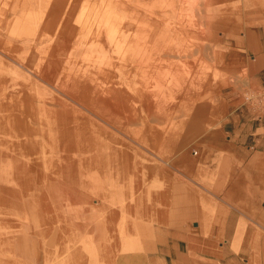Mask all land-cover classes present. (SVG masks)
<instances>
[{
  "label": "rangeland",
  "instance_id": "rangeland-1",
  "mask_svg": "<svg viewBox=\"0 0 264 264\" xmlns=\"http://www.w3.org/2000/svg\"><path fill=\"white\" fill-rule=\"evenodd\" d=\"M92 1L95 0H90V2ZM122 1L126 2V5H128L127 8H118L116 11L114 4L108 3L109 10L105 8L106 11L103 8L107 3H103L100 6L101 3L98 1L97 4L99 3V5L96 6V10L92 11V15H94V11H96V15L90 17L93 23L96 22L94 18H96L95 20L100 17H102L103 20L106 17L114 18L117 13L115 19L118 15V19L121 17L119 19L121 22L116 19L120 24L118 21L117 24H115L120 28H116L115 26L112 29V24H109V26L106 25L107 27H105V25L103 26L104 29H108L111 26L110 29H108L111 31L115 28L114 32L112 31L114 35L106 29L111 36L115 37L114 39L106 31H103L107 34L101 36L103 44L105 42L104 38L107 37V43L105 42V49H103L104 47L101 46L102 43L99 45V42L97 43V40H94L95 37L89 38L90 36L86 34L85 29H78L79 23L77 24L78 20H75L76 15H79V19L87 17V14L85 16L84 13H81L83 12L82 9L76 11V15L72 18L69 26L66 24V21L62 20L63 17H60L54 25L48 29L46 25L51 18L53 0H32V3L29 0H0V14H2V16H0V96L3 94L2 97H6L4 100L0 97V100H3L2 103L0 101V116L2 115L0 117V125L2 127L0 128V135L3 133L0 136V203H2L0 205V264H77L78 262L81 264H113L116 256L134 255L136 252L142 250V238L140 239L139 237L138 229L137 232L134 231L135 221L138 220L139 217H145L146 211L148 212L150 207L154 209L156 206L162 204L161 195L159 193L166 187L163 178L164 175H166L167 178L165 179L167 180L171 178V175L184 179L185 177L183 175L174 171L172 165L174 160L184 153L190 155L195 154L194 151L197 148L196 144H198L202 132L222 122L228 116L229 110L225 105H227V96L232 89L229 82L235 80V77L240 76L235 69V55L233 52L235 48L240 45L242 40L241 35H243L247 25L260 23V21L264 19L262 17V15H264V0H212L208 6L205 5L206 0H175L176 7L171 9L173 14L171 16H166L167 12L168 14L171 13L166 10L167 7L165 6V3L171 0ZM140 2H154L155 5L149 7L150 9L141 8L137 6ZM156 2L159 4H156ZM46 3H48L47 6ZM110 5L114 8L113 13L115 14H112L113 16L108 14V12L112 13ZM157 5L160 7H157ZM98 6H100V8L97 9ZM164 6L166 9L163 8ZM104 10L110 16L105 15L104 18L103 15H101V12ZM105 11L102 14L106 13ZM163 11L165 14L161 13ZM199 11L202 12L199 13ZM146 12L149 14H146ZM42 13L45 15H42ZM249 14H254V16L250 17L248 16ZM176 16H180L184 20L189 21L192 20V18H197L196 20L200 24V27L204 26L202 28L203 30L200 31V38H195L198 43L195 41V43L192 42L194 40L191 39L193 36L189 37L193 34L192 32L187 31V34H183V38L180 34L177 35V23L173 21ZM147 17H149V19ZM199 17L201 18L200 21ZM126 22L132 24H130V28L128 29L123 27V23ZM155 22L160 23L159 27H157ZM208 22L213 24V26H209L211 32L208 27L206 28ZM139 24L142 26L140 27ZM136 26L142 29L145 28L149 30V32H156L155 30H159L158 34H166L172 39L171 41L167 40L164 44L166 45L168 42L167 47L171 50L167 53V57H163L166 58L165 61H169L168 64L170 62L172 63H170V65L175 63L173 66H175L176 69L178 67L179 70H177L179 73L177 72V75L173 72L175 77L174 75L172 77V70H177L170 65L168 66L171 68L167 67V62L161 65L166 66L168 69L158 65V63L160 64L165 61L164 59L161 61L159 58H156V60L160 62L156 61L158 63H156L155 67L160 66L161 71H165L158 74L160 76H156V78L162 77L161 79L158 78L160 80H156L155 78L148 80V87L151 90L153 89V93L152 91L148 92L150 89H148L147 84L143 86L140 85L142 82L141 79L144 78V72L141 71L140 67H135V64L132 62H125L127 57L130 56L129 51L131 48L135 49L134 47H137L138 44L141 43L137 35L139 33V28H136ZM73 27H75V30L72 29ZM169 27H171V29ZM175 28L177 30H175ZM116 30L120 33L115 32ZM10 34L12 35L10 36ZM132 36H135L139 43H135L136 41L133 42V44L130 43L131 40L130 42L128 40ZM201 36L203 37L201 38ZM86 37L88 40L85 39ZM108 39L113 40L108 41ZM10 42L12 43L9 44ZM122 42L123 45L126 42V50L130 46L127 52L124 51L125 46L124 52L121 51L123 48V45H121ZM192 43L193 45H191ZM4 44L6 48H9L7 51ZM118 44L120 45L118 46ZM153 45L154 43H152L151 46ZM110 47L112 49H110ZM115 47L118 48L117 51ZM192 47L197 51L193 50ZM106 48L109 49L107 50ZM191 50H193L192 52L194 53H192ZM3 51H6V53ZM120 51L121 53H119ZM101 52H103V54L104 52H108L106 55H111L112 57L106 55L105 57ZM122 52L126 53L128 56L124 57L125 54ZM195 52L196 56H193ZM91 54H93V56ZM97 54L99 55L97 56ZM190 54H193L192 59L195 57L194 63L192 60H188L191 58ZM198 54L201 58H199ZM80 55L82 56L80 57ZM122 55H124V59ZM84 56L89 57V59H86V57L84 58ZM99 56L100 59L98 60ZM185 56L186 58H184ZM101 57L109 58L105 60ZM81 58H84L85 61ZM93 59L97 61L94 62ZM174 59L177 61V64ZM87 60L89 61L87 62ZM102 60H105L104 62L107 65H104V62L100 63ZM179 60H181V62ZM98 61H100V66L97 65ZM184 63L186 66H184ZM179 64L182 66H179ZM102 67L103 69L100 70ZM181 67L182 69H184L183 67L186 69L181 72ZM64 70L67 73H64ZM70 70L74 71L71 72ZM77 70L78 73L76 72ZM98 71L100 74L101 72H106L108 76L102 75L103 73L100 75ZM180 72L184 78L181 77ZM63 73L65 74L64 76H62ZM69 73L70 75H68ZM81 73L82 75H79ZM195 73L197 75H195ZM91 74H94V77ZM5 75L9 77L7 78ZM66 75L69 76V78L64 82V77H67ZM73 76L77 79L79 78L81 81L83 76V79L92 77V81L89 79L88 82L90 81L93 85L95 83V87L92 85V88H94V91L97 90L95 91L97 95L93 93V96H91V94L88 98L84 97L80 100L78 96L79 92L71 88V79L75 78ZM96 77L99 79H96ZM14 78L16 81H14ZM172 78L174 81H172ZM175 78H178L177 81ZM85 80L84 82H86ZM192 80H197V82H192ZM107 82L109 83V87ZM176 82H180V85L178 84L179 87L176 85L178 89L181 88L182 82L183 89L181 88L180 90L183 91L178 93L179 90L176 89L175 86ZM58 83L60 85L61 83L63 85L65 83L66 89L65 85L64 87L63 85L60 86L63 87L60 88ZM90 83H88V85H91ZM12 84L13 86L19 85L20 87L18 86L15 90ZM99 84L100 87H98ZM131 85L133 87L138 85L142 87L138 89V86L137 89L140 91H137L136 88H133ZM27 87L29 89H27ZM56 87H59V90ZM96 87H98L99 90L96 89ZM143 87H145V89ZM185 87L187 89L186 93H184ZM10 88L12 91L15 90L14 92L17 93V95L13 93ZM109 88H111L112 91H110ZM115 88L116 90H114ZM70 90L72 91L71 95ZM113 90L116 92L111 93ZM155 90L156 92L159 91V94L155 92L156 95L154 93ZM175 90H177V92H175ZM16 91H19V93ZM62 91H65V93ZM121 91L127 93L129 100L126 106L119 107L121 108L119 109L116 107L114 101L120 98L121 95L119 93H121ZM99 92L101 93L100 95H98ZM144 92L147 95L146 97ZM113 94H116L114 95V97L116 96L115 98ZM133 94H135V96H133ZM140 94H142V96ZM97 96H99V98ZM158 97L162 98V100L163 98L165 99V104L162 105L163 107H159V101L157 102L155 100ZM135 98H137L136 101ZM160 98L157 100H160ZM17 99H20V102L17 101ZM140 99L142 102L144 101L143 104H141L142 102ZM31 100H33L32 103H30ZM55 100L61 104L59 105ZM61 100L64 101L63 103L66 102L67 105L66 103L64 104L65 106L62 105L63 103ZM103 100L108 101V103L105 104ZM87 101L90 105L86 104ZM154 101H156V105H153L155 104ZM149 102L153 105L152 110H149V112H153L150 113L148 110H145L147 109L145 105ZM207 102L209 104H206ZM8 103L14 105V108L10 105L9 107ZM27 103H30V108L33 107L31 111H28L29 107H24L28 106ZM109 103L110 106L113 103L111 106L113 110L110 109L109 111L106 107ZM58 105L61 106V112L64 107V110H67V114L70 110L72 111L71 113L69 112L71 115L76 111L73 114L75 116L63 114L66 113L64 110L61 114L62 117L67 120L65 123L70 124V127H72L70 129L77 130L76 132H71L74 133L73 135L67 134V132L64 133L61 129L56 127L57 122L55 117L56 115L57 118L60 116V114L58 115V113H60ZM68 105L73 107L70 108ZM48 106L52 108H47ZM143 106L145 109H142L144 108ZM206 106L209 107L206 109ZM38 107L40 110H38ZM154 108L155 110H153ZM157 108H160V111H158ZM167 108L168 110L165 111ZM212 110H214V112ZM80 111L82 112L81 116L83 118L79 115ZM115 111H117V115ZM200 111L203 113H200ZM124 112L128 115L125 116ZM49 113L52 114L50 115ZM118 113H122L120 117ZM196 113L198 114L196 115ZM84 116L87 119L79 123L81 119H84ZM221 116L222 118H220ZM16 118L17 120L15 121ZM43 118L47 122L44 123ZM11 119L12 121H10ZM74 121L77 122L74 124ZM18 125L19 127L21 126L20 130L16 127ZM122 125L124 127H122ZM48 126L53 128L51 129L50 127L49 129ZM41 128L43 129L42 132H46L45 134L48 135L45 136V134H40L42 133ZM45 128L47 131L52 130L50 131L52 133L47 132ZM26 130L29 131L27 134ZM129 130H132V132ZM33 132L36 133L34 134ZM24 134L28 135L25 139L29 143H27L24 138L22 139V137H26ZM134 134H137V138ZM34 138L38 140H34ZM31 139L33 145L30 143ZM19 141L21 142L20 145ZM35 141H38L36 144H38L39 147H36ZM24 144L26 146H28V144L31 145L26 147L23 146ZM34 144L36 146H34ZM8 147H10V149ZM30 147L33 148V150ZM47 149L51 150V154H48ZM42 150H45L47 156H51L53 160H47L46 162L40 158V152H42ZM122 153L125 155L124 161L120 160L122 158ZM108 156L110 158L113 157L110 165L108 163L106 164ZM56 158L60 161L58 162ZM91 158L95 160L99 159L101 162L97 164L99 166L91 165ZM52 162L54 165H51ZM116 163H118L117 165L123 164L118 171ZM53 170L54 172H52ZM161 175H163V177ZM28 201H30V203H28ZM163 201L169 202L170 198L166 197V200ZM125 264H132V262L127 261Z\"/></svg>",
  "mask_w": 264,
  "mask_h": 264
},
{
  "label": "crops",
  "instance_id": "crops-1",
  "mask_svg": "<svg viewBox=\"0 0 264 264\" xmlns=\"http://www.w3.org/2000/svg\"><path fill=\"white\" fill-rule=\"evenodd\" d=\"M241 36L228 116L174 160L184 179L161 175L162 204L135 221L143 249L113 264H264V19Z\"/></svg>",
  "mask_w": 264,
  "mask_h": 264
},
{
  "label": "bare ground",
  "instance_id": "bare-ground-1",
  "mask_svg": "<svg viewBox=\"0 0 264 264\" xmlns=\"http://www.w3.org/2000/svg\"><path fill=\"white\" fill-rule=\"evenodd\" d=\"M10 1V0H9ZM27 1V0H26ZM29 1H31V3H32V0H29ZM41 1V0H40ZM47 1V0H46ZM99 1V3H101L100 4V6L104 3V4H106L105 5V7L103 8V9H105V8H107V10H109L108 9V3H112V4H114V7H115V10L116 9H123V8H127V6L128 5H126V2H123L122 0H95V1H92V2H90V0H53V8H52V10H51V12H52V14H51V18H50V20H49V22L47 23V25H46V28H48V29H50L53 25H54V23L57 21V19H59L60 17H63V19L62 20H64V21H66V24L69 26L71 23V21H72V18H74L75 17V15H76V11L78 10V9H82V11L83 12H81L82 14L84 13V15L86 16V14H87V17L86 18H82V19H79V15L77 16L76 15V18H75V20L77 19L78 20V22H77V24L79 25L78 26V29L79 30H81V29H85V32H86V34H88V36H90L89 38H92V37H95L94 38V40H97V43L99 42V45L102 43V45L101 46H103L104 47V44H105V42L107 43V41H106V39H107V37L106 38H104V40H105V42H104V44H103V41H102V37L101 36H105V35H107L105 32H103V31H106V29L107 28H105L104 29V25H105V27H107L106 25H108L109 26V24H112V29H113V27H115L116 26V28H120V27H118V25H115V24H117V21L121 18H117L116 17V19H118V20H116L115 19V16L118 14H116L115 16H114V18L112 17L115 13H113V10H114V8H112V6L110 5V9H112V13H110V12H108V14H113L111 17L113 18H105V15H108L107 14V10L105 11L106 13H104V14H102L104 11H102L101 12V15H103V17L105 18L104 20L102 19V17H100V18H98L97 20H95L96 18H94V21H96V22H94L93 23V20H91V16H94V15H96L95 13H96V11H94L95 13H94V15H92L93 14V10H96V6L97 5H99V3L97 4V2ZM158 1V0H157ZM210 1H212V0H206V4L205 5H209L211 2ZM21 2H23V1H21ZM36 2V1H35ZM43 2H45V1H43ZM136 2V1H135ZM137 2H139V1H137ZM162 2V1H161ZM160 2V3H161ZM48 3H49V1H48ZM48 3H46V6H47V4ZM51 3V2H50ZM2 4V3H1ZM45 4V3H44ZM156 4H159V3H157L156 2ZM164 4V3H163ZM166 5V7H167V9L165 8V6L163 7V8H165L166 10H168V11H170V13L171 14H168V12H167V14H166V16H171V15H173L172 14V8H174V7H176V1L175 0H171V1H169V2H166L165 3ZM131 5V4H130ZM153 5H155L154 4V2H149V3H145V2H140V3H138L137 4V6H139V7H141V8H147V9H150L149 7H151V6H153ZM65 6V7H64ZM100 6H98L97 7V9L98 8H100ZM159 5H157V7H158ZM1 7V6H0ZM5 7V6H4ZM49 7V6H48ZM156 7V8H157ZM160 7V6H159ZM205 7V6H204ZM7 8V7H6ZM131 8V7H130ZM153 8V7H152ZM162 8V7H161ZM162 8V9H163ZM200 8V7H199ZM83 9H85V10H83ZM159 9V8H158ZM42 10V9H41ZM80 10H79V12H80ZM125 10V9H124ZM117 11V10H116ZM120 11V10H119ZM42 12V11H41ZM98 12H100V11H98ZM115 12V11H114ZM122 12V11H121ZM129 12V11H128ZM202 12V11H201ZM200 11H199V13H201ZM44 13H46V12H44ZM161 13H163V14H165L164 13V11L163 12H161ZM160 13V14H161ZM197 13V12H196ZM99 14V13H98ZM120 14V13H119ZM125 14H127V13H125ZM146 14H149V13H147L146 12ZM42 15H45V14H43L42 13ZM81 15V14H80ZM83 15V16H84ZM100 15V16H101ZM131 15V14H130ZM134 15V14H133ZM0 16H2V14H0ZM108 16H110V15H108ZM97 17H99V16H97ZM126 17V16H125ZM124 17V18H125ZM145 17V16H144ZM197 17V16H196ZM127 18V17H126ZM148 19H149V17H147ZM92 19H93V17H92ZM147 19V20H148ZM197 19V18H196ZM196 19H193L192 18V20H184L182 17H180V16H176L175 17V19H173V21H176V23H177V29H178V31H177V35H179L180 34V36L183 38V34H187V31H189V32H192L193 34L191 35V36H189V37H192L191 39L193 40L192 42L193 43H195L197 40L195 39V38H200L199 37V35H200V31H202L203 29V27H200V24L197 22V20ZM200 17H199V21H200ZM62 20H60V21H62ZM114 20H116V21H114ZM125 20H127V19H125ZM157 20V19H156ZM74 21V20H73ZM120 22H121V20H119ZM118 21V23L120 24V22ZM130 21V20H129ZM132 21V20H131ZM133 21H134V19H133ZM135 21H136V19H135ZM160 21V20H159ZM97 22H99V23H97ZM114 22H116V23H114ZM161 22V21H160ZM165 22V21H164ZM114 23V24H113ZM156 23V25H157V27H159V24L160 23H158V22H155ZM169 23V22H168ZM174 23V22H173ZM63 24V23H62ZM130 24L131 23H128V22H126V23H123V27L125 28V29H128V28H130ZM138 24V23H137ZM141 24V23H140ZM140 24H139V26H140ZM145 24V23H144ZM152 24V23H151ZM170 24V23H169ZM208 25L206 26V28L208 27V29L210 30V32H211V29L209 28V26H213V24L211 23V22H208L207 23ZM132 25V24H131ZM59 26H60V24H59ZM139 26H136V28L138 27L139 28ZM142 26V25H141ZM140 26V27H141ZM165 26V25H164ZM62 27H63V25H62ZM111 27V26H110ZM110 27L108 28V29H110ZM153 27V26H152ZM170 29H171V27H169ZM173 28V27H172ZM73 30H75V27H73L72 28ZM107 29V31H110V33L113 31L114 32V30H115V28H114V30H108ZM176 28H175V30H177ZM3 30V29H2ZM1 30V31H2ZM58 31H59V29H58ZM57 31V32H58ZM106 31V32H107ZM156 32H149V30H147V29H145V28H139V33L137 34L138 35V40L141 42L140 44H138V46L137 47H134L135 49H132L131 48V50L129 51V54H130V56H128V55H126V53H123L124 51H128V49H130V46L127 48V50H126V42H125V44L123 45V42H122V44L121 45H123V48H122V50L121 51H123L124 50V46H125V50L122 52L123 54H125V56L124 55H122V58H123V56L124 57H126V56H128L127 57V59L125 60V62H132V63H134L135 64V67H140V69H141V71H143L144 72V78L143 79H141V84L140 85H145V84H147V82H149L148 80H150V79H152V78H155L156 80L158 79V78H160V77H158V78H156V76L158 75V74H160V73H162V71H165V70H162L161 71V68H160V66H158V65H161V64H166V62L167 61H165V57H167L166 55H167V53L168 52H170V48L169 47H167L168 46V42H167V44L166 45H164L165 43H166V41L168 40V41H171L172 39H170L169 38V36H167L166 34H158L159 33V30H155ZM166 31V30H165ZM72 32V31H71ZM111 33L112 35H114V33ZM115 32H117V30L115 31ZM119 32V31H118ZM117 32V33H118ZM124 32V31H123ZM122 32V33H123ZM105 33V34H104ZM108 34H109V32H107ZM120 33V32H119ZM54 34V33H53ZM53 34H51V35H53ZM57 34V33H56ZM12 34H10V36H11ZM110 35V34H109ZM108 35V36H109ZM117 35V34H116ZM115 35V36H116ZM133 35V34H132ZM57 36V35H56ZM55 36V37H56ZM111 36V35H110ZM122 36V35H121ZM123 36H125V35H123ZM129 36V35H128ZM111 37H113V39L115 38L114 36H111ZM110 37V38H111ZM117 37V36H116ZM126 37V36H125ZM172 37V36H171ZM203 36H201V38H202ZM6 38H7V36H6ZM109 38V37H108ZM132 38V39H131ZM9 39V38H8ZM55 39V38H54ZM82 39V38H81ZM80 39V40H81ZM86 40H88L87 39V37L85 38ZM85 39H83V40H85ZM113 39H108V41H112ZM125 39V38H124ZM129 39V38H128ZM6 40V39H5ZM10 40V39H9ZM12 40V39H11ZM31 40V39H30ZM52 40V39H51ZM117 40V39H116ZM119 40V39H118ZM121 40V39H120ZM130 40H131V42H130ZM138 40H136V38H135V36H132V37H130V39L128 40L130 43H132L133 44V42H135V43H139V42H137ZM7 41V40H6ZM5 41V42H6ZM54 41V40H53ZM102 41V42H101ZM125 41H126V39H125ZM195 41V42H194ZM7 42H9V41H7ZM117 42V41H116ZM129 42H127V43H129ZM12 42H10L9 44H11ZM87 43V42H86ZM96 43V42H95ZM110 43V42H109ZM112 43V42H111ZM152 43H154V45L153 46H151L152 45ZM193 43L191 44V45H193ZM196 43H198V42H196ZM5 44H7V43H5ZM4 44V47L6 48V45ZM19 44V43H18ZM89 44V43H88ZM120 44H118V46L120 45ZM131 44V45H132ZM23 45V44H22ZM28 45H30V44H28ZM91 45V44H90ZM89 45V46H90ZM110 45V44H109ZM130 45V44H129ZM136 45V44H135ZM134 45V46H135ZM199 45H201V44H199ZM33 46V45H32ZM94 46V45H93ZM92 46V47H93ZM128 46V45H127ZM198 46V45H197ZM197 46H195V47H197ZM3 47V48H4ZM7 47H8V45H7ZM10 47V46H9ZM76 47V46H75ZM107 47H109V46H107ZM114 47V46H113ZM201 47V46H200ZM199 47V48H200ZM5 48H4V50H5ZM31 48H33V47H31ZM31 48H30V50H31ZM100 48V47H99ZM102 48V47H101ZM120 48V47H119ZM203 48V47H202ZM7 49H9V48H6V51H7ZM86 49V48H85ZM87 49H88V47H87ZM103 49H105V47L103 48ZM107 49V48H106ZM109 49V48H108ZM107 49V50H108ZM110 49H112L111 47H110ZM115 49H116V51H117V49L118 48H116L115 47ZM192 49H193V47H192ZM3 50V49H2ZM193 50H195V51H197L196 49H193ZM193 50H191V52L193 51ZM199 50V49H198ZM6 51H3V52H5L6 53ZM9 51V50H8ZM73 51V50H72ZM72 51H70V52H72ZM102 51V50H101ZM105 51V50H104ZM111 51H114V50H111ZM121 51L119 52V53H121ZM32 52V51H31ZM60 52V51H59ZM63 52V51H62ZM85 52V51H84ZM109 52V51H108ZM107 52V53H108ZM190 52V53H191ZM91 53H92V51H91ZM102 54H103V52H101ZM106 52H104V56L107 54ZM192 53H194V52H192ZM198 53V52H197ZM200 53V52H199ZM8 54V53H7ZM14 54V53H13ZM62 54V53H61ZM82 54V53H81ZM85 54V53H84ZM83 54V55H84ZM102 54H100V55H102ZM109 54H111V53H109ZM6 55V54H5ZM17 55V54H16ZM48 55V54H47ZM46 55V56H47ZM73 55V54H72ZM72 55H69V56H72ZM87 55V54H86ZM88 55H89V53H88ZM92 56H93V54H91ZM99 54H97V56H98ZM169 55V54H168ZM193 55V54H192ZM192 55L190 54V57L191 58H189L188 60H192V62L194 61V59H195V57H193V59H192ZM8 56V55H7ZM27 56V55H26ZM82 55H80V57H81ZM106 56H110V57H112L111 55H106ZM105 56V57H106ZM160 56H162V57H160ZM163 56H165V57H163ZM193 56H196V52H195V55H193ZM198 56H199V58H201L200 57V55L198 54ZM10 57H11V55H10ZM14 57V56H13ZM79 57V56H78ZM79 57V58H80ZM86 56H84V58H85ZM171 57V56H170ZM189 57V56H188ZM2 58V57H1ZM82 59V60H84L85 61V59ZM89 59V57H86V59ZM95 58V57H94ZM102 58V57H101ZM104 58V57H103ZM102 58V59H103ZM107 58H109V57H107ZM107 58H104L105 60L107 59ZM156 58H159L161 61H162V59H164V61L165 62H162V63H158V62H160V61H158V60H156ZM184 58H186V56L184 57ZM183 58V59H184ZM198 58V57H197ZM198 58V60L200 61V59ZM45 59V58H44ZM43 59V60H44ZM75 59V58H74ZM97 59V58H96ZM100 59V56L98 57V60ZM124 59V58H123ZM177 59V58H176ZM77 60V59H76ZM91 60H92V58H91ZM90 60V61H91ZM105 60H102L101 62L100 61H98V64L97 65H101V64H99V62L100 63H103ZM111 60V59H110ZM110 60H108V61H110ZM170 60V59H169ZM1 61H3V60H1ZM21 61V60H20ZM19 61V62H20ZM68 61H69V59H68ZM67 61V62H68ZM78 61V60H77ZM76 61V62H77ZM89 60H87V62H88ZM93 61H94V59H93ZM93 61H91V62H93ZM97 61V60H96ZM96 61H94V62H96ZM124 61V60H123ZM156 61H158V62H156ZM170 61H172V60H170ZM174 61L176 62V64H177V61L174 59ZM173 61V62H174ZM180 62H181V60H179ZM179 61H178V63H179ZM186 61V60H185ZM184 61V62H185ZM197 61V60H196ZM5 62V61H4ZM86 62V63H87ZM93 62V63H94ZM107 62V61H106ZM111 62H112V60H111ZM110 62V63H111ZM169 62V61H168ZM168 62H167V67H169V68H171L170 66H173V65H170V63L168 64ZM65 63V62H64ZM81 63H83V62H81ZM105 63V62H104ZM156 63H158V67H155V65H156ZM188 63V62H187ZM194 63V62H193ZM199 63V62H198ZM197 63V64H198ZM69 64V63H68ZM79 64V63H78ZM112 64V63H111ZM172 64V63H171ZM185 64V63H184ZM183 64V65H184ZM196 64V63H195ZM82 65V64H81ZM96 65V66H97ZM104 65H107L106 63L104 64ZM108 65L110 66V64L108 63ZM168 65H170V66H168ZM181 64H179V66H180ZM188 66H189V63L187 64ZM66 66V65H65ZM99 66H97V67H99ZM103 66V65H102ZM161 66H163V65H161ZM182 66V65H181ZM184 66H186V64L184 65ZM192 66V65H191ZM3 67V66H2ZM111 67V66H110ZM163 67H166V66H163ZM166 67V68H167ZM79 68V67H78ZM105 68H107V67H105ZM104 68V69H105ZM165 68V69H166ZM172 68H175V66H173ZM184 69H182V67L180 68L181 70V72H182V70H185L186 68L185 67H183ZM74 69H75V67H74ZM98 69V68H97ZM103 69V67L100 69V70H102ZM109 69V68H108ZM168 69V68H167ZM176 69V68H175ZM177 69H178V67H177ZM176 69V70H177ZM188 69V68H187ZM79 70V69H78ZM78 70L76 71L77 73H78ZM83 70V69H82ZM99 70V71H100ZM179 70V69H178ZM174 71V70H172V73L174 72L175 74H177V72L179 73V71ZM10 71V70H9ZM16 71H17V69H16ZM71 71V70H70ZM72 71H74V70H72ZM71 71V72H72ZM88 71V70H87ZM98 71V74H100V72ZM167 71V70H166ZM169 71V70H168ZM170 71H171V69H170ZM199 71V70H198ZM75 72V73H76ZM83 72V71H82ZM85 72V71H84ZM96 72H97V70H96ZM106 72H107V70H106ZM106 72H101V74L102 75H106ZM181 72H180V74H181ZM8 73H10V72H8ZM12 73V72H11ZM14 73V72H13ZM64 73H67V72H65V70H64ZM63 73V75L62 76H64L65 74ZM74 73V72H73ZM109 73V72H108ZM170 73V72H169ZM174 73L172 74V77H173V75H174ZM198 73H200V72H198ZM95 74V73H94ZM94 74L92 75L93 77H94ZM100 74V75H101ZM111 74H112V72H111ZM19 75V74H18ZM68 75H70V73L68 74ZM72 75V74H71ZM79 75H82V73L81 74H79ZM84 75V74H83ZM178 75V74H177ZM195 75H197L196 73H195ZM11 76V75H10ZM67 76V75H66ZM75 76H77V75H75ZM75 76H73V77H75ZM86 76V75H85ZM96 76V75H95ZM103 76V77H104ZM106 76H108V75H106ZM110 76V75H109ZM113 76V75H112ZM158 76H160V75H158ZM5 77H9V76H6L5 75ZM84 77V76H83ZM83 77H82V81L81 80H79V78L77 79L76 77L74 78V79H71V84H72V87L71 88H74V90H76L77 92H79V98H80V100L82 99V98H88V96H90L91 94V96H93V93H95V91H97V90H93L94 88H92V83H90V81L88 82V80L90 79L91 80V78L92 77H90L89 79H83ZM86 77H88V76H86ZM97 77H98V75H97ZM96 77V79H99V78H97ZM100 77V76H99ZM174 77H175V75H174ZM177 77V76H176ZM180 77V76H179ZM181 77H183L184 78V76L181 74ZM196 77V76H195ZM12 78V77H11ZM61 78V77H60ZM65 78V81L64 82H66V79L67 78H69V76H67V77H64ZM64 78H62V79H64ZM72 78V77H71ZM106 78V77H105ZM108 78V77H107ZM110 78H111V76H110ZM109 78V79H110ZM162 78V77H161ZM160 78V79H161ZM182 78V79H183ZM198 78H199V75H198ZM1 79H3V78H1ZM61 79V80H62ZM113 79V78H112ZM160 79H158V80H160ZM176 79V78H175ZM178 79V78H177ZM177 79H176V81H177ZM180 79V78H179ZM195 79H197V78H195ZM84 80L86 81V82H84ZM7 81H8V79H7ZM14 81H16V79L14 78ZM59 81V80H58ZM92 81V80H91ZM97 81V80H96ZM102 81V80H101ZM172 81H174L173 80V78H172ZM179 81V80H178ZM180 81H182V80H180ZM18 82V81H17ZM21 82V81H20ZM56 82V81H55ZM99 82V81H98ZM103 82V81H102ZM109 82V81H108ZM107 82V83H108ZM182 82H184V81H182ZM182 82H181V88H182ZM185 82H186V80H185ZM192 82H197V80L196 81H193L192 80ZM19 83V82H18ZM23 83V82H22ZM59 83H60V81H59ZM58 83V84H59ZM70 83V82H69ZM88 83H90L91 85H88ZM93 83H94V81H93ZM97 83V82H96ZM111 83V82H110ZM177 83V82H176ZM175 83V86L176 85H180V82L179 83H177L176 84ZM16 84V83H15ZM14 84V85H15ZM32 84V83H31ZM67 84H68V81H67ZM98 84V83H97ZM105 84V83H104ZM185 84V83H184ZM11 85V84H10ZM49 85V84H48ZM63 84L61 83V85L59 84V87L60 86H62ZM64 85H65V89H66V84L64 83ZM64 85H63V87H64ZM69 85V84H68ZM94 85H95V83H94ZM93 85V86H94ZM103 85V84H102ZM179 85H178V87H179ZM189 85H190V83H189ZM9 86V85H8ZM12 86H13V84H12ZM19 86V85H18ZM18 86H13V87H15V90L18 88ZM24 86V85H23ZM23 86H21V87H23ZM56 86V85H55ZM112 86V85H111ZM115 86V85H114ZM114 86H113V88H114ZM125 86V85H124ZM132 86V85H131ZM139 86V85H138ZM138 86H136V87H133V88H136V90L137 91H140V90H138L139 88H141L140 86L138 87ZM194 86V85H193ZM192 86V87H193ZM3 87V86H2ZM20 87V86H19ZM59 87H56L57 89L59 88ZM63 87H60V88H63ZM95 87V86H94ZM98 87H100V84H99V86ZM98 87H96V89H98L99 90V88ZM106 87V86H105ZM108 87H109V83H108ZM116 87V86H115ZM137 87H138V89H137ZM147 87H148V84H147ZM146 87V88H147ZM189 87V86H188ZM0 88H1V84H0ZM33 88V87H32ZM37 88V87H36ZM144 89H145V87H143ZM142 88V89H143ZM181 88H177V86H176V89H178L179 91H178V93L180 92V91H183V90H180ZM20 89V88H19ZM27 89H29L28 87H27ZM56 89V90H57ZM110 89V91H112L111 90V88H109ZM118 89V88H117ZM148 89H150L149 87H148ZM147 89V90H148ZM183 89V88H182ZM190 89H191V87H190ZM10 90H11V88H10ZM9 90V91H10ZM14 90V89H13ZM14 90V91H15ZM21 90V89H20ZM38 90V89H37ZM43 90V89H42ZM59 90V89H58ZM61 90V89H60ZM64 90V89H63ZM68 90V89H67ZM72 90V89H71ZM70 90V95H71V93H72V91ZM114 90H116V88L114 89ZM113 90V92H111V93H115L116 91H114ZM153 90V89H152ZM151 89L150 90H148V92L149 91H152ZM172 90V89H171ZM186 87H185V92L184 93H186ZM3 91V90H2ZM12 91V90H11ZM14 91H12L13 93H15ZM23 91V90H22ZM35 91V90H34ZM66 91V90H65ZM65 91H62V92H64L65 93ZM69 91V90H68ZM103 91V90H102ZM107 91V90H106ZM119 91V90H118ZM136 91V92H137ZM144 91V90H143ZM174 91V90H173ZM5 92H6V90H5ZM16 92H18L19 93V91H16ZM30 92V91H29ZM51 92V91H50ZM57 92V91H56ZM67 92V91H66ZM132 92V91H131ZM147 92V93H148ZM156 92V90L154 91V93ZM175 92H177V90H175ZM3 93V92H2ZM12 93V94H13ZM22 93V92H21ZM25 93V92H24ZM37 93V92H36ZM130 93V92H129ZM140 93V92H139ZM141 93L143 94V92L141 91ZM151 93V92H150ZM152 93H153V91H152ZM157 94H159V91H157L156 92ZM155 93V94H156ZM6 94V93H5ZM16 95H17V93H15ZM26 94V93H25ZM30 94V93H29ZM34 94V93H33ZM63 94V93H62ZM96 95H97V92L95 93ZM101 93L99 92V94L98 95H100ZM102 94H104V93H102ZM106 94V93H105ZM107 94H108V92H107ZM121 96H120V98H117L114 102H115V105H116V107L117 108H119V107H123V106H126V104L128 103V100H129V97L127 96V93H125V91L123 92V91H121V93H119ZM137 94H138V92H137ZM142 94H140L141 96H142ZM144 94H145V92H144ZM154 94V95H155ZM156 94V95H157ZM176 94V93H175ZM16 95H15V97H16ZM21 95V94H20ZM23 95V94H22ZM38 95V94H37ZM36 95V96H37ZM65 95V94H64ZM114 95H116V94H113V97H114ZM131 95V94H130ZM149 95V94H148ZM156 95H155V97H156ZM198 95V94H197ZM2 96H3V94H2ZM2 96H0L1 98H3ZM7 96V95H6ZM11 96V95H10ZM13 96V95H12ZM24 96H26V95H24ZM28 96H30V95H28ZM76 96V95H75ZM95 96V95H94ZM133 96H135V94H133ZM147 95L145 94V97H146ZM163 96H164V94H163ZM31 97V96H30ZM29 97V98H30ZM44 97V96H43ZM98 98H99V96H97ZM101 97V96H100ZM108 97V96H107ZM110 97V96H109ZM111 97H112V95H111ZM116 97V96H115ZM114 97V98H115ZM132 97V96H131ZM150 97L152 98V96H151V94H150ZM150 97H148V98H150ZM6 97L4 96V98H3V100L5 99ZM7 98H8V96H7ZM11 98V97H10ZM17 98V97H16ZM22 98H24V97H22ZM22 98H20V99H22ZM34 98V97H33ZM32 98V99H33ZM50 98V97H49ZM52 98H53V96H52ZM51 98V99H52ZM64 98V97H63ZM66 98V97H65ZM78 98V99H79ZM93 98V97H92ZM141 98V97H140ZM143 98V97H142ZM158 98H160V97H158ZM157 98V99H158ZM208 98V97H207ZM19 99V100H20ZM43 99H45V98H43ZM67 99V98H66ZM103 99V98H102ZM134 99V98H133ZM154 99V98H153ZM157 99H155L158 103H159V107H161L162 105H164L165 104V102H164V98H163V100H162V98H160V100H157ZM209 99V98H208ZM3 100H0L1 101V103H2V101ZM9 100H11V99H9ZM18 99H17V101H19ZM50 100V99H49ZM137 100V98H135V101ZM143 100H144V98H143ZM146 100V99H145ZM152 100V99H151ZM151 100H150V102H151ZM200 100V99H199ZM11 101H13V100H11ZM10 101V102H11ZM22 101V100H21ZM26 101H27V99H26ZM32 101L33 100H31V102L30 103H32ZM42 101V100H41ZM47 101V100H46ZM51 101V100H50ZM49 101V102H50ZM56 101V100H55ZM60 101V100H59ZM62 101V100H61ZM67 101V100H66ZM79 101V100H78ZM104 102H105V104L106 103H108V101H106V100H103ZM102 101V102H103ZM131 101H132V99H131ZM140 101H141V99H140ZM156 101H154V103L156 102ZM208 101V100H207ZM6 102V101H5ZM20 102V101H19ZM34 102H35V100H34ZM57 102V101H56ZM64 101H62V103H63ZM103 102V103H104ZM142 102V101H141ZM140 102V103H141ZM144 102V101H143ZM143 102L141 103V104H143ZM149 102V103H150ZM204 102V101H203ZM1 103H0V106H1ZM12 103V102H11ZM11 103L9 104L8 103V106L10 105V106H14V105H11ZM29 103V104H30ZM51 103V102H50ZM52 103H54V102H52ZM58 103V102H57ZM66 103V102H65ZM65 103H63L62 105H64ZM132 103V102H131ZM149 103H147V105H145V107L147 108V109H145V107L144 108H142V109H145L146 111L148 110V112H149V110H152V106L153 105H156V103L155 104H153L152 105V103H150L151 104V106H150V104ZM28 104V103H27ZM29 104H28V106H24V107H29L30 108V106H29ZM38 104V103H37ZM41 104V103H40ZM43 104V103H42ZM46 104V103H45ZM59 104V103H58ZM61 104V103H60ZM59 104V105H60ZM69 104V103H68ZM86 104H88V105H90V103L87 101L86 102ZM92 104V103H91ZM98 104V103H97ZM199 104V103H198ZM201 104V103H200ZM206 104H209L208 102L206 103ZM205 104V105H206ZM213 104V103H212ZM25 105H26V102H25ZM35 105V104H34ZM58 105V106H59ZM66 105H67V103H66ZM83 105V104H82ZM112 105H113V103H112ZM111 105V106H112ZM115 105H114V107H115ZM130 105V104H129ZM166 105H167V103H166ZM204 105V104H203ZM9 106V107H10ZM65 106V105H64ZM68 106H70V105H68ZM98 106V105H97ZM105 106V105H104ZM110 106V103L109 104H107V108L109 109V111H110V109H112V107ZM11 107V108H12ZM35 107V106H34ZM40 107V106H39ZM38 107V110H40V108ZM43 107V106H42ZM46 107V106H45ZM60 107L61 106H59V109H60ZM71 107H73V106H70V108ZM86 107V106H85ZM128 107V106H127ZM131 107V106H130ZM130 107H129V109H130ZM142 107V106H141ZM163 107V106H162ZM167 107V106H166ZM200 107V106H199ZM198 107V108H199ZM207 107H209V106H206L205 108L207 109ZM211 107V106H210ZM215 107V106H214ZM14 108V107H13ZM28 108V111L30 110L31 111V109H33V107H31L30 109ZM35 108H37V107H35ZM47 108H52V107H47ZM55 108H56V106H55ZM211 108H213V107H211ZM43 109V108H42ZM41 109V110H42ZM64 109H65V107H64ZM63 108H62V112H61V109H60V113H58V115L60 114V116H58V118H57V115H56V122H57V126L56 127H58L59 129H61L62 130V132H67V134H71V135H73L74 133H71V132H76L77 130H74V129H70V128H72V127H70V124H67V123H65L67 120H65L63 117H62V113H63V110H64ZM68 109H69V107H68ZM73 109V108H72ZM92 109V108H91ZM119 109H121V108H119ZM128 109V108H127ZM129 109H128V111H129ZM134 109V108H133ZM158 109V111H160L159 109L160 108H157ZM170 109V108H169ZM200 109V108H199ZM204 109V108H203ZM216 109V108H215ZM10 110V109H9ZM13 110V109H12ZM34 110H36V109H34ZM93 110V109H92ZM91 110V111H92ZM113 110V109H112ZM115 110V109H114ZM125 110V109H124ZM153 110H155V108L153 109ZM168 110V108L167 109H165V111H167ZM198 110V109H197ZM197 110H196V112H197ZM202 110V109H201ZM208 110H211V109H208ZM224 110V109H223ZM27 111V110H26ZM26 111H24V112H26ZM44 111V110H43ZM52 111V110H51ZM78 111V110H77ZM100 111V110H99ZM118 111V110H117ZM117 111H115V113H116V115H117ZM127 111V112H128ZM132 111V110H131ZM157 111V110H156ZM207 111V110H206ZM205 111V112H206ZM213 112H214V110H212ZM211 111V112H212ZM35 112V111H34ZM34 112H32V113H34ZM38 112V111H37ZM41 112V111H40ZM64 112H66V113H63V114H65V115H71V114H69V112L71 113L72 111L70 110L69 112H68V114H67V110L65 111L64 110ZM73 112H74V110H73ZM76 112V111H75ZM74 112V113H75ZM79 112V111H78ZM77 112V113H78ZM114 112V111H113ZM123 112V111H122ZM150 112H153V111H150ZM149 112V113H150ZM202 111H200V113H201ZM207 112H209V111H207ZM46 113V112H45ZM74 113H72V115L74 114ZM81 111H80V113H79V115L81 116ZM108 113V112H107ZM125 113V116L126 115H128V114H126V112H124ZM199 113V112H198ZM198 113H196V115L198 114ZM203 113V112H202ZM26 114L27 115H29L27 112H26ZM41 114V113H40ZM43 114V113H42ZM50 114V113H49ZM52 114V113H51ZM50 114V115H51ZM97 114H99V113H97ZM110 114H112V113H110ZM114 114V113H113ZM119 114V113H118ZM122 114V113H121ZM121 114H119L118 116L120 117V115ZM207 114H209V113H207ZM8 115V114H7ZM7 115H6V117H7ZM16 115V114H15ZM19 115V114H18ZM17 115V116H18ZM71 115V116H72ZM82 115H84V114H82ZM202 115H204V114H202ZM210 115V114H209ZM221 115V114H220ZM2 116V115H1ZM0 116V117H1ZM12 116V115H11ZM14 116V115H13ZM30 116H32V115H30ZM49 116V115H48ZM54 116V115H53ZM73 116H75V115H73ZM115 116V115H114ZM125 116H123L124 118H126ZM131 116V115H130ZM205 116H207V115H205ZM32 117H34V116H32ZM42 117H43V115H42ZM46 117V116H45ZM65 117V116H64ZM82 117V116H81ZM197 117V116H196ZM198 117H200V116H198ZM2 118H4V117H2ZM9 118V117H8ZM48 118V117H47ZM75 118V117H74ZM73 118V119H74ZM83 118V117H82ZM129 118V117H128ZM131 118V117H130ZM200 118H202V117H200ZM220 118H222V116L220 117ZM18 119H19V117H18ZM44 119V118H43ZM52 119V118H51ZM51 119H50V121H51ZM76 119H77V117H76ZM85 119H87L85 116H84V119H81L80 121L79 120H77V121H79V123H81V122H83ZM108 119V118H107ZM132 119V118H131ZM17 120V118L15 119V121ZM111 120V119H110ZM109 120V121H110ZM113 120V119H112ZM122 120V119H121ZM194 120H197V119H194ZM9 121V120H8ZM10 121H12V119L10 120ZM77 121H74V124H75V122H77ZM93 121V120H92ZM114 121V120H113ZM3 122V121H2ZM7 122V121H6ZM18 122H19V120H18ZM18 122H16V123H18ZM45 122H47L45 119H44V123ZM55 122V123H56ZM124 122V121H123ZM9 123V122H8ZM11 123V122H10ZM15 123V124H16ZM119 123V122H118ZM53 124V123H52ZM90 124V123H89ZM116 124V123H115ZM127 124H129V123H127ZM17 125V124H16ZM54 125V124H53ZM119 125V124H118ZM124 125H126V124H124ZM133 125V124H132ZM6 126V125H5ZM8 126V125H7ZM46 126H47V124H46ZM126 126H128V125H126ZM16 127H18L19 128V130H20V128H21V126L19 127V125L18 126H16ZM24 127V126H23ZM44 127H45V124H44ZM49 127V126H48ZM51 127V126H50ZM50 127H49V129H50ZM122 127H124L123 125H122ZM128 127H130V126H128ZM200 127V126H199ZM0 128H2L1 127V125H0ZM7 128V127H6ZM43 128V127H42ZM41 128V132L43 131V129ZM53 127H51V129H52ZM131 128V127H130ZM130 128H128V129H130ZM46 129V128H45ZM44 129V130H45ZM48 129V130H49ZM93 129V128H92ZM91 129V130H92ZM2 130V129H1ZM54 130V129H53ZM90 130V131H91ZM127 130V129H126ZM8 131V130H7ZM46 131H47V129H46ZM50 131H52V130H49V131H47V132H50ZM130 131V130H129ZM2 132H3V130H2ZM1 132V133H2ZM27 132H29V131H27L26 130V134H27ZM55 132V131H54ZM94 132V131H93ZM130 132H132V130L130 131ZM34 133V132H33ZM36 133V132H35ZM34 133V134H35ZM38 133V132H37ZM46 133V132H45ZM45 133H40V134H45ZM50 133H52V132H50ZM3 134V133H2ZM1 134V135H2ZM26 134H24V135H26ZM29 134V133H28ZM58 134V133H57ZM0 135V136H1ZM46 135H48V134H45V136ZM134 135H136V138H137V134H134ZM32 136V135H31ZM50 136H51V134H50ZM49 136V137H50ZM28 137V135H26V137H22V139L24 138H27ZM36 137V136H35ZM135 137V136H134ZM1 138V137H0ZM58 138V137H57ZM135 138V139H136ZM36 138H34V140H35ZM1 140V139H0ZM2 140H3V138H2ZM17 140H18V138H17ZM16 140V141H17ZM26 140V139H25ZM36 140H38V139H36ZM40 140V139H39ZM7 141V140H6ZM27 141V140H26ZM30 141V140H29ZM57 141V140H56ZM20 142V141H19ZM31 142H33L32 141V139H31V141H30V143ZM36 142L38 143V141H35V144H36ZM24 143H25V141H24ZM27 143H29L28 141H27ZM1 144V143H0ZM12 144V143H11ZM21 144V142L19 143V145ZM32 144V143H31ZM30 144V145H31ZM34 144V146H36V147H39L38 146V144H36L35 145ZM6 145V144H5ZM18 145V144H17ZM29 144H28V146H26L25 144L23 145V146H26V147H29L30 146ZM33 145V144H32ZM8 146V145H7ZM33 146V147H34ZM46 146V145H45ZM57 146V145H56ZM3 147H5V146H3ZM12 147H13V145H12ZM9 149H10V147H8ZM17 148V147H16ZM31 148V147H30ZM47 148V147H46ZM12 149V148H11ZM14 149V148H13ZM21 149V148H20ZM28 149V148H27ZM32 150H33V148H31ZM36 149V148H35ZM34 149V150H35ZM41 149V148H40ZM45 149V148H44ZM32 150H31V152H32ZM48 150V149H47ZM109 150V149H108ZM113 150V149H112ZM12 151V150H11ZM15 151V150H14ZM20 151H22V150H20ZM27 151H29V150H27ZM50 151L51 150H48L47 152H48V154L50 153ZM82 151H83V149H82ZM16 152V151H15ZM47 152L45 151V150H42V152H40V158H42L43 160H45L46 162H47V160L49 161V160H53L52 159V157L51 156H47ZM65 152V151H64ZM81 152V151H80ZM84 152V151H83ZM96 152V151H95ZM103 152V151H102ZM114 152V151H113ZM116 152V151H115ZM122 152V151H121ZM19 153V152H18ZM34 153H35V151H34ZM108 153H109V151H108ZM118 153V152H117ZM21 154V153H20ZM27 154V153H26ZM51 154V153H50ZM60 154V153H59ZM92 154V153H91ZM111 154V153H110ZM22 155V154H21ZM36 155V154H35ZM38 155V156H39ZM10 156H11V154H10ZM25 156V155H24ZM59 156V155H58ZM81 156V155H80ZM87 156V155H86ZM116 156H117V154H116ZM124 154L122 153V155H121V159L120 160H122V161H124L123 159H124ZM184 156V155H183ZM26 157V156H25ZM29 157V156H28ZM31 157V156H30ZM63 157V156H62ZM7 158V157H6ZM113 158V157H112ZM112 158H110L109 156L107 157V159H106V164L108 163L109 165H110V162L113 160ZM31 159V158H30ZM57 159V158H56ZM116 159H117V157H116ZM64 160V159H63ZM184 160V159H183ZM30 161V160H29ZM57 161H58V159H57ZM60 161V160H59ZM58 161V162H59ZM102 161V160H101ZM121 161V162H122ZM31 162V161H30ZM51 162V161H50ZM50 162H49V164H50ZM78 163H79V161H78ZM101 162H100V160L99 159H93V158H91V165H94V166H99V165H97V164H100ZM114 163V162H113ZM118 163H116V165H117ZM27 165H28V163H27ZM51 165H54L53 164V162H52V164ZM51 165H49V166H51ZM102 165H103V163H102ZM114 165H115V163H114ZM122 165L123 164H121V165H117L118 167H117V171L119 170V168H121L122 167ZM42 166V165H41ZM41 166H40V168H41ZM104 166V165H103ZM102 166V167H103ZM43 167V166H42ZM52 167V166H51ZM79 168V167H78ZM104 168H106V167H104ZM115 168H116V166H115ZM114 168V169H115ZM54 169V168H53ZM48 170V169H47ZM116 170V169H115ZM186 170V169H185ZM46 171V170H45ZM223 171V170H222ZM49 172H51V171H49ZM52 172H54V170L52 171ZM72 181V180H71ZM3 185V184H2ZM11 186V185H10ZM64 190V189H63ZM38 195V194H37ZM35 196V195H34ZM69 201V200H68ZM11 203H13L12 201H10ZM28 203H30V201H28ZM2 203H0V205H1ZM3 204H4V202H3ZM70 205V204H69ZM67 208H69V207H67ZM76 213H78V212H76ZM75 213V214H76ZM80 213V212H79ZM25 214H26V212H25ZM16 217V216H15ZM79 217V216H78ZM75 219H77V218H75ZM23 220V219H22ZM26 220H28V219H26ZM83 221V220H82ZM26 222V221H25ZM7 227H9V226H7ZM10 228V227H9ZM2 229V228H1ZM17 234V233H16ZM2 235V234H1ZM3 236V235H2ZM121 237V236H120ZM214 238V237H213ZM122 250V249H121ZM69 251V250H68ZM95 251V250H94ZM112 252V251H111ZM66 254V253H65ZM96 255V254H95ZM94 255V256H95ZM63 257V256H62ZM57 260V259H56ZM55 260V261H56ZM63 262V261H62ZM77 264H81V263H77Z\"/></svg>",
  "mask_w": 264,
  "mask_h": 264
},
{
  "label": "built area",
  "instance_id": "built-area-1",
  "mask_svg": "<svg viewBox=\"0 0 264 264\" xmlns=\"http://www.w3.org/2000/svg\"><path fill=\"white\" fill-rule=\"evenodd\" d=\"M250 97H251V94H250ZM252 97H256V101L254 100V106L255 105L261 106L264 103V102L262 103V101L264 99V93H260V94H257V95L252 94ZM262 116H264V111L261 112V114H260V117H262ZM194 153H195V151H194Z\"/></svg>",
  "mask_w": 264,
  "mask_h": 264
}]
</instances>
